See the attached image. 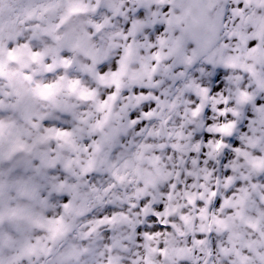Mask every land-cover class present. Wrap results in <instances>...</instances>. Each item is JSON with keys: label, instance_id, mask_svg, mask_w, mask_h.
<instances>
[{"label": "clouds", "instance_id": "1", "mask_svg": "<svg viewBox=\"0 0 264 264\" xmlns=\"http://www.w3.org/2000/svg\"><path fill=\"white\" fill-rule=\"evenodd\" d=\"M0 264H264V0H0Z\"/></svg>", "mask_w": 264, "mask_h": 264}]
</instances>
